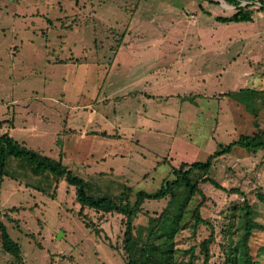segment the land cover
<instances>
[{
  "label": "rangeland",
  "instance_id": "1",
  "mask_svg": "<svg viewBox=\"0 0 264 264\" xmlns=\"http://www.w3.org/2000/svg\"><path fill=\"white\" fill-rule=\"evenodd\" d=\"M219 1L221 11H215L216 17L208 18L203 29H198L197 19L211 12L199 4L182 12L166 4L186 0H0V64L1 59L5 66L14 59L20 61V75L13 71L10 77L0 78L15 88L14 95L10 91L0 95V105L14 106L10 103L13 97L24 100L31 96L41 113H46L50 104L59 106V102H67L69 106L91 102L98 110L103 103L90 97V81L96 84L99 75L109 70L112 51L127 33L133 15L134 19H155L145 23L159 24L167 38H184L185 29L192 28L188 38L221 39L222 49L214 47L215 44L193 45L191 49L192 64L214 71L212 78L173 79L168 86L177 85V92L185 95L159 97L162 99L157 105L159 114L171 117L173 128L168 125L161 132L155 129L149 133L137 132L135 138L97 136L95 140L106 141V145H120L125 155L101 159L85 172L79 166L74 169L87 181V193L95 197L117 198L127 191L134 201L140 189L156 191L166 180L175 178L172 165L206 160L220 148V143L226 145L242 134L253 135L264 129V10L260 9L261 4L252 3V21L225 23L217 17L232 15L238 4ZM245 1L241 0L240 6L246 5ZM171 25L182 29L174 35ZM71 55L83 61L82 74H78L73 86L79 88L89 81L78 94L64 98L61 89L66 83L59 76H50L52 66L47 58L58 60ZM99 60L101 63L96 62ZM241 69V75L236 78V70ZM93 72L99 73L94 76ZM186 90H190L187 95ZM215 90L225 94L220 98L219 94L210 96ZM6 168L0 219L20 243L24 264H126L124 215L86 206L84 213L90 219L82 218L76 187L65 178L50 170L35 174L28 159L13 155L7 157ZM200 173L197 170L192 176L196 178ZM208 174L222 186L216 187L210 181L201 185L205 198L200 212L210 224L197 223L194 215L202 196L189 193L185 185L177 188L176 202L183 204L188 198L181 228L175 236L179 250L177 264H206L201 243L212 232L215 240L210 247L209 262L233 264V246L242 235L236 223L245 200L252 204L256 219L264 225V202L256 195L257 191H264L263 148L254 151L235 146L214 161ZM19 182L23 184L20 186ZM172 200L170 197L145 200L134 219V233L146 236L150 219L171 207ZM11 206L16 210H11ZM87 222L93 224L88 226ZM251 243L255 253L264 244V229L255 230ZM194 246L193 252L185 250ZM13 261L14 257L2 249L0 230V264H13Z\"/></svg>",
  "mask_w": 264,
  "mask_h": 264
},
{
  "label": "crops",
  "instance_id": "2",
  "mask_svg": "<svg viewBox=\"0 0 264 264\" xmlns=\"http://www.w3.org/2000/svg\"><path fill=\"white\" fill-rule=\"evenodd\" d=\"M211 1L219 2V4L208 0H186L184 3L170 5L167 2L166 4L173 6L180 12L188 7L194 9L197 4L204 7L211 14H206L203 19L197 16L198 29H203L202 26H204L205 21L215 16V11H221L219 6L221 2L219 0ZM134 17L135 15L130 20L127 33L112 51L109 70L99 75L96 84L92 85V81H90V88L88 89L91 91L90 97L98 103H103L101 107H98V110L92 106L91 102H83L82 105L75 106H69L67 102H59V106L50 104L46 106V113H41L34 106V102L30 99L31 96L24 100L13 97L14 99L10 103L14 106L0 105V126H3L6 132L21 144L51 157L62 158L66 164H68L67 162L74 163V168L70 167L73 171L79 166L84 172L86 168H92L95 162L101 159L125 155V151L120 145H106V141L95 140L97 136L105 138L129 136L135 138L134 135L137 132L149 133L154 129L161 132L168 125L173 128L174 120L169 116L159 114L160 109L157 105L162 101L163 96L169 99L171 96H182L185 93L177 92V85L170 87L168 84L173 79L177 81L182 76L185 79L191 78V80L195 77L196 81L212 78L214 71L204 70L192 64L194 56H191V49L194 47L193 45L201 47L205 44H215L214 47L222 49L221 46L224 44L221 39L188 38L190 32H193L192 28L185 29L184 38H167L163 27L159 24L145 23L146 21L154 22L155 19L151 21L144 18L134 19ZM171 27V32L174 35L178 34V29L179 32L182 29L175 25H171ZM134 32L135 35L132 36ZM199 33L202 34V30ZM14 47L15 53L17 45ZM100 60L96 62L101 63ZM47 61L52 66L50 76H59L66 83L64 89H61L64 98L78 94L83 87H87L89 80L86 82L82 80L81 82L85 84L82 83L79 88L73 86L75 78L83 71V61L80 62L79 57L71 55L65 58L60 57L58 60L47 58ZM19 63L20 61L14 59L11 60L9 66H5L6 63H3L1 59L0 78L10 77L13 71L20 75ZM242 71V69L236 70V78L238 74L241 75ZM98 73L93 72V75L96 76ZM12 78L14 81L15 77ZM68 79H70V85H68ZM0 85L1 96L4 91H10L14 95L15 88L12 84L0 81ZM92 86L93 89H91ZM187 86L190 88V81ZM189 92L190 90H186V95ZM194 94L201 95L203 98L206 95L209 97V95L219 94L220 98L225 92L220 91L218 93L215 90L209 95L205 93ZM81 108L87 112L83 113ZM70 164L68 166H71ZM19 184L21 186L23 183L19 182ZM2 189L3 185L0 196ZM9 195L13 196L12 194ZM0 207H2L1 201Z\"/></svg>",
  "mask_w": 264,
  "mask_h": 264
},
{
  "label": "trees",
  "instance_id": "3",
  "mask_svg": "<svg viewBox=\"0 0 264 264\" xmlns=\"http://www.w3.org/2000/svg\"><path fill=\"white\" fill-rule=\"evenodd\" d=\"M235 3L238 10L229 16H218L217 19L223 22L230 21H252L254 19L253 10L250 8L252 4L240 6L241 0H227ZM254 1V0H253ZM260 9L264 10V0H260ZM245 88H242L244 90ZM231 93V92H229ZM235 146H240L250 150L257 151L264 149V129L257 134H242L239 138L234 139L230 143L223 145L220 143V148L212 152L206 160H196L193 162H182L179 165H172V172L175 178L168 179L156 191H147L140 189L136 192V199L132 200L131 192L125 193L117 198L110 196L95 197L89 195L86 191L87 181L76 174L62 158H54L43 152L29 148L7 132L0 135V191L4 177L8 174L6 168L7 157L13 155L15 157H23L31 163V170L35 174L43 173L47 170L53 172L57 177H63L70 185L76 187L77 199L81 204L79 214L82 218L90 219V216L84 213L86 206L95 208L104 212H115L124 215L123 222L124 230V250L126 253V264H177V254L179 252L176 247L175 236L181 228L183 220V211L187 203L176 202L178 199V186L185 185L186 190L191 194H199L202 200L196 206L194 215L197 223L204 222L210 224L201 216L200 208L204 204L205 194L202 190V183L210 181L216 187H222L221 184L208 172L212 168L214 161L221 155L233 150ZM23 165V163H21ZM20 164V165H21ZM199 170L201 173L193 177V173ZM236 191H240L238 188ZM257 197L264 202V191H257ZM172 198L171 207L163 209L159 216H153L150 221L146 236H137L134 233V219L142 210V205L147 199H162ZM175 203V204H174ZM172 208V209H170ZM173 213L170 210H173ZM1 210V207H0ZM11 210H16V207H11ZM242 213L239 215V220L236 223L238 229H242V235L233 246L235 253L233 254V264H262L264 262V244L260 245L255 253L252 246V236L257 229H264L254 215L252 204L245 200L241 206ZM172 213V215H170ZM176 213V215L174 214ZM92 222H87L91 226ZM1 244L2 249L14 257L13 264H24V257L20 243L15 240L9 233L6 224L0 219ZM214 232L206 238L202 243V248L205 251V263L209 262L210 247L214 243ZM231 245H234L233 242ZM196 247L185 249L186 251H194Z\"/></svg>",
  "mask_w": 264,
  "mask_h": 264
},
{
  "label": "built area",
  "instance_id": "4",
  "mask_svg": "<svg viewBox=\"0 0 264 264\" xmlns=\"http://www.w3.org/2000/svg\"><path fill=\"white\" fill-rule=\"evenodd\" d=\"M244 3H246V4H252V3H253V4H261L260 1H256V0H254V1H253V0H249V1L246 0ZM244 3H243V4H244ZM4 133H6V129L3 128V126H0V135H2V134H4Z\"/></svg>",
  "mask_w": 264,
  "mask_h": 264
}]
</instances>
